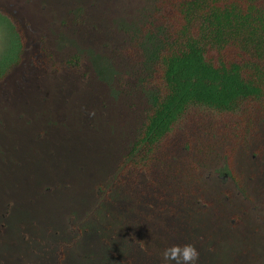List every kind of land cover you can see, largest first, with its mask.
<instances>
[{
	"label": "rangeland",
	"instance_id": "rangeland-1",
	"mask_svg": "<svg viewBox=\"0 0 264 264\" xmlns=\"http://www.w3.org/2000/svg\"><path fill=\"white\" fill-rule=\"evenodd\" d=\"M151 2L0 0V9L19 21L28 38L20 53L12 24L0 11V213L9 202L11 215L10 224L0 218L8 225L0 236V264H57L60 244L61 264H112L100 241L112 217L104 190L95 195V185H109L117 156L141 120L147 95L138 89L125 46ZM41 43L52 55L48 63L57 68L31 59H46L38 53ZM73 55L77 70L68 65ZM262 122L254 142L234 156L238 168L247 171L245 180L251 151L264 142ZM215 146L198 156L205 171L220 161ZM208 188L221 212V187ZM229 203L231 215L249 208L234 190ZM200 209L196 203L188 206L187 222L189 230L214 237L207 264H264V223L247 213L229 230L222 222L210 224L206 213L193 219ZM70 225L83 232L71 233Z\"/></svg>",
	"mask_w": 264,
	"mask_h": 264
},
{
	"label": "trees",
	"instance_id": "trees-1",
	"mask_svg": "<svg viewBox=\"0 0 264 264\" xmlns=\"http://www.w3.org/2000/svg\"><path fill=\"white\" fill-rule=\"evenodd\" d=\"M0 11L21 53L25 30ZM130 36L126 54L147 97L122 153L135 159L128 163L132 180L123 179L125 186L137 183L139 171L172 158L182 162L183 174L194 173L198 156L215 145L232 166L238 150L257 135V123H264V0H152ZM44 47L38 53L45 60L31 59L57 68ZM77 60L73 55L68 61L72 70Z\"/></svg>",
	"mask_w": 264,
	"mask_h": 264
},
{
	"label": "flooded vegetation",
	"instance_id": "flooded-vegetation-1",
	"mask_svg": "<svg viewBox=\"0 0 264 264\" xmlns=\"http://www.w3.org/2000/svg\"><path fill=\"white\" fill-rule=\"evenodd\" d=\"M253 142L246 141L245 144L249 146ZM249 157L253 164L247 180V171L238 168L234 157L231 166L226 158L220 156L217 166H214L213 161L209 165L212 169L207 171L206 163L199 161V170L187 176L181 172L182 162L172 158L168 165L158 163L153 171L136 173L137 183L128 188L123 179L132 180L128 163L135 159L118 155L110 179L106 181L109 185L106 188L104 182L95 185V195L100 194L101 188L104 190L107 201L105 205L112 217L105 223L100 235V241L107 252L108 260L105 261L112 264H162L160 254L166 247L190 243L198 253L202 249L203 256L198 258L197 264H207L209 258L214 256L216 243L210 233L203 236L197 233V229L189 230L188 206L193 203L201 206L194 213L193 219L199 212L206 213L204 218L210 224L222 222L229 230L241 219L249 217L247 213L252 214L260 224L264 223V142L258 143ZM214 184L221 187L219 193L224 201L222 213L218 198L208 188ZM231 190L241 196L249 208H242L240 212L231 215ZM112 195H117L118 200ZM6 206L0 218L10 224V203L7 202ZM196 221L197 218L192 220L191 225L196 226ZM7 226L4 221L0 222V236H5ZM213 227H210L211 232ZM69 229L71 233L83 232L77 225H70ZM195 239L201 242H195ZM58 255L57 264H61L64 257L62 244Z\"/></svg>",
	"mask_w": 264,
	"mask_h": 264
},
{
	"label": "clouds",
	"instance_id": "clouds-1",
	"mask_svg": "<svg viewBox=\"0 0 264 264\" xmlns=\"http://www.w3.org/2000/svg\"><path fill=\"white\" fill-rule=\"evenodd\" d=\"M162 264H197L199 253L196 248L186 243L183 245H171L160 254Z\"/></svg>",
	"mask_w": 264,
	"mask_h": 264
}]
</instances>
